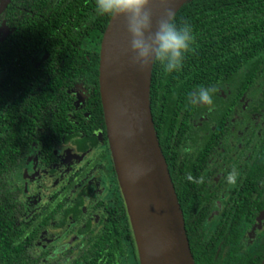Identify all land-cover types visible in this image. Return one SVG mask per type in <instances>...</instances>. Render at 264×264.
I'll return each instance as SVG.
<instances>
[{
  "label": "trees",
  "instance_id": "trees-1",
  "mask_svg": "<svg viewBox=\"0 0 264 264\" xmlns=\"http://www.w3.org/2000/svg\"><path fill=\"white\" fill-rule=\"evenodd\" d=\"M175 12L178 25L187 22L193 29L194 51L171 74L159 62L152 65L149 109L193 264H264V231L251 250L238 254L243 227H250L264 208V133L254 145L245 142L248 164L208 234L203 225L216 198L209 192L213 172L208 160L225 137L226 115L216 116L214 130L195 152L180 153L192 144V126L204 111L202 103H189V93L214 88L211 107L220 109L218 86H226L232 110L263 79L264 0H185ZM109 19L97 14L95 0H11L0 16L5 25L0 40V264H138L111 160L109 178L112 187L117 185L118 200L103 204L102 227L69 262H42L33 246L40 222L23 225L28 201L12 181L32 149L48 165L53 145L61 141L73 142L81 152L94 146L96 134L98 142L107 143L98 54ZM263 94L250 114L264 109ZM189 173L203 182L189 181ZM82 204L78 197L73 219ZM45 212L54 215L51 206Z\"/></svg>",
  "mask_w": 264,
  "mask_h": 264
},
{
  "label": "water",
  "instance_id": "water-1",
  "mask_svg": "<svg viewBox=\"0 0 264 264\" xmlns=\"http://www.w3.org/2000/svg\"><path fill=\"white\" fill-rule=\"evenodd\" d=\"M10 1L0 0V16ZM184 1L172 0L175 11ZM3 28L1 24L0 34ZM129 41L123 19L110 17L99 47L98 90L138 264H193L182 214L152 126V66L141 72L130 63Z\"/></svg>",
  "mask_w": 264,
  "mask_h": 264
},
{
  "label": "flooded vegetation",
  "instance_id": "flooded-vegetation-1",
  "mask_svg": "<svg viewBox=\"0 0 264 264\" xmlns=\"http://www.w3.org/2000/svg\"><path fill=\"white\" fill-rule=\"evenodd\" d=\"M3 26L5 28L4 24ZM4 28L1 34L5 33ZM218 90L222 91L220 96L223 98V102H221L223 107L212 109V107L203 104L204 111L202 116L198 118V122L191 129V137L194 132L201 134V131H204L201 141L198 144L193 142L180 153L190 154L195 152L202 145L203 137L208 132L214 130L215 124L218 121L216 116L223 113L226 115V125L228 127L225 130L223 141L215 147L211 157L219 153L223 159L226 156H233L232 164L242 161L244 164L240 172L241 177L244 167L248 164L250 154V151L242 152L243 146L247 140L251 146L258 143L262 138L264 133V109H259L256 114H250L251 105L249 104V93L247 92L231 110L233 104L231 89L228 90V87L221 85L218 86ZM73 91L79 100L81 98L80 93H78L79 90L75 89ZM262 98L261 94V98L259 99L261 100ZM262 105L264 108V102ZM96 138L97 142L94 146L88 147L82 152L76 148L73 142L61 141L56 145L54 144L51 149V160L53 162L48 165H42L37 152L35 149H32L26 158L21 161L18 170L12 175L13 183L22 188L24 201H28V209L26 208L27 211L23 218V225L29 226L32 223L40 222L39 232L34 238L33 246L35 251L44 258L42 262L58 259L69 262L73 259L83 250L86 242L102 227L104 222V205L117 202L118 200L116 199L118 194V191H116L117 185L112 187L109 178L111 174L109 161L111 159L108 143L104 145L102 142H98L99 134H96ZM104 153L107 154L104 155ZM210 158L208 160L209 168ZM210 170L213 172L210 177L211 182L215 179L213 176L216 170L214 168H210ZM101 177H103V184H101ZM39 181L45 182V188L33 190L32 188ZM103 185L106 186V192L103 191ZM88 186L91 189L90 192L86 190ZM235 187L236 184L231 192ZM231 192L220 207L215 226L220 219L224 204ZM214 194L216 195L215 190ZM78 197L81 198L83 204L78 206L80 213L77 218L73 219L71 214L72 205L77 204ZM263 199L264 194L261 196V200ZM214 201L216 200H213L210 215L213 214ZM50 206L54 212L51 218L50 213L44 214L45 210ZM64 212H67V214L63 219ZM261 219L264 220V208L256 216L250 227L243 225V233L238 242V254L249 251L242 250L240 245L241 239L245 231L252 233V230L257 228L258 220ZM263 231L264 227L254 236V245L256 244V236Z\"/></svg>",
  "mask_w": 264,
  "mask_h": 264
},
{
  "label": "clouds",
  "instance_id": "clouds-1",
  "mask_svg": "<svg viewBox=\"0 0 264 264\" xmlns=\"http://www.w3.org/2000/svg\"><path fill=\"white\" fill-rule=\"evenodd\" d=\"M96 12L101 16L122 18L130 37V63L141 72L159 62L166 74L179 71L186 56L194 51L195 37L190 24L176 22L172 0H95ZM214 88L200 87L189 93L191 105L214 103ZM240 173L233 168L227 174V182L235 185ZM187 179L202 183L188 174Z\"/></svg>",
  "mask_w": 264,
  "mask_h": 264
},
{
  "label": "rangeland",
  "instance_id": "rangeland-1",
  "mask_svg": "<svg viewBox=\"0 0 264 264\" xmlns=\"http://www.w3.org/2000/svg\"><path fill=\"white\" fill-rule=\"evenodd\" d=\"M0 37L1 34H0ZM231 88H228V90H230ZM225 90V89H224ZM227 90V91H228ZM264 91V76L263 79L261 80V82H258L255 87L253 89H251V91L249 92V104L251 106H254L257 101L259 100V98H261V94ZM221 102H223V98L221 96H219ZM204 131H201V134L198 133H192V143L196 142L197 144L201 141V137H202V133ZM192 146V145H191ZM190 152V151H187ZM234 159V157H228L226 156L225 159L221 158V154L216 153L214 154V156H212L210 158V168H214L216 170L213 178L210 184H209V192H216V198L214 201L215 204H213V209L212 212L213 214H211L208 219L206 220V223L204 225V233L208 234V233H212L214 226L216 224V221L218 219V214L220 211V207L223 203V201L226 199V197L229 195V193L231 192L232 188L234 187V185H230L227 182V174L233 169L236 168L239 173L242 170V166H243V162L240 161L239 163L236 164H232V160ZM101 184H103V177H101ZM45 182L43 181H39L37 183V185L35 187H33V190H41L42 188H45ZM103 191H107L106 186L103 185ZM264 227V220H258L257 222V228H254L252 230V233H250L249 231H245L244 235L241 239L240 245L242 247V250H250L253 245H254V236L262 230V228Z\"/></svg>",
  "mask_w": 264,
  "mask_h": 264
}]
</instances>
